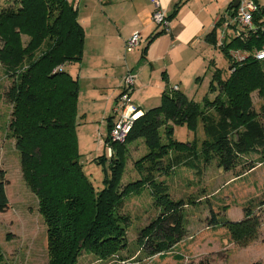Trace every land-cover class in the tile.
<instances>
[{
    "label": "trees",
    "instance_id": "trees-1",
    "mask_svg": "<svg viewBox=\"0 0 264 264\" xmlns=\"http://www.w3.org/2000/svg\"><path fill=\"white\" fill-rule=\"evenodd\" d=\"M10 1L11 6L0 10V64L12 79L6 93L12 105L9 129L20 153L25 182L36 195L47 226V264H78L83 253L102 261L118 257L128 246L127 230L132 222L122 213L124 202L148 185L159 215L141 230L138 242L150 255L166 256L185 236V208L192 203L172 199L166 186L156 182L157 174H169L173 164L179 166L187 157L184 165L189 168L199 167L194 163L197 160L204 165L216 163L225 172L238 171L241 176L264 165V124L252 97L258 92L264 98V60L253 55L263 49L264 35L257 33L219 47L229 62V74L211 62V68H216L202 104L174 89L162 93L160 106L146 111L132 100L142 115L124 143L112 140L117 114L109 117L104 143L112 156L104 153L92 161L104 173L98 190L80 152V82L64 69L81 63L84 57L85 30L75 4L70 0ZM263 17L264 8L255 19ZM221 24L222 19L207 36L215 48ZM232 50L245 51L249 57L233 63ZM135 88L136 84L131 99ZM126 92L124 82L117 104ZM200 126L205 139L199 152L196 139L182 142L176 137L179 127L196 134ZM139 141L148 150L135 164L142 179L123 188L129 147ZM6 188L1 179L0 213L10 208ZM218 216L212 213L211 226L219 224ZM222 227L234 243L245 247L260 238L263 222L248 207L242 220L226 219Z\"/></svg>",
    "mask_w": 264,
    "mask_h": 264
},
{
    "label": "rangeland",
    "instance_id": "rangeland-1",
    "mask_svg": "<svg viewBox=\"0 0 264 264\" xmlns=\"http://www.w3.org/2000/svg\"><path fill=\"white\" fill-rule=\"evenodd\" d=\"M11 5L10 0H0V10ZM126 55L121 63V68L125 70L129 66H136L135 54ZM215 60L218 68L228 72V60L220 50L215 53ZM195 65V62L191 63L190 68L194 69ZM99 67L98 62L93 66L88 57L81 65L79 63L64 67L66 72L80 82L77 129L79 146L85 170L98 190L101 189L104 173L102 167L92 161L104 153L108 157L112 156V151L106 148L104 140L108 135V118L119 105L115 98L120 91V88L114 86V78L101 74ZM215 68L212 66L208 69L197 86L188 83L182 92L202 104L208 94ZM129 73L133 74L121 70L117 76L118 83H124ZM147 73L150 74V71L147 70ZM159 78L160 74H157L156 81ZM152 79L154 81L155 76ZM143 80L148 82V79ZM11 84L12 79L5 75V68L0 64V180L4 179L6 182L10 201V208L5 213H0V264H47V226L39 212L38 199L25 182L20 153L9 129L12 105L7 101L6 93ZM166 84L165 91L169 90V83ZM156 86L142 89L137 94L138 99L144 100V111L161 105L162 93L165 91H159ZM214 96L209 94L210 98ZM252 97L254 109L260 114L264 124V98L258 92ZM176 137L182 142H193L196 139L199 152L205 134L202 126L196 134L185 127H179ZM119 142L124 143V140ZM129 149L123 188L130 182L142 179L135 164L148 153L142 141L134 143ZM187 158L179 166L173 164L169 174L156 175V182L166 186L172 199L192 203L185 208V236L169 254L150 255L138 242L141 230L159 215L151 194L152 188L148 185L139 194L127 197L123 205L122 213L129 215L132 221L127 230L128 246L118 257L105 261L91 253H83L78 264H264V165L260 164L241 176L237 175L238 171L225 172L216 163L204 165L197 160L194 163L199 167L189 168L184 165ZM165 164H168V159ZM248 207L259 216L263 227L257 241L241 247L231 240L228 231L222 227V222L226 219L242 220ZM212 213L219 215V224L216 226H211ZM120 259L124 261L120 262Z\"/></svg>",
    "mask_w": 264,
    "mask_h": 264
},
{
    "label": "crops",
    "instance_id": "crops-1",
    "mask_svg": "<svg viewBox=\"0 0 264 264\" xmlns=\"http://www.w3.org/2000/svg\"><path fill=\"white\" fill-rule=\"evenodd\" d=\"M70 1L75 4L79 22L85 30V50L80 65L87 57L93 66L98 62L101 74L114 78V86L120 88L116 98L123 85L118 83V73L121 70L132 72L137 78L133 100L143 109L144 100L137 98L142 89L154 88L156 84L159 91H165L168 82L169 89L183 91L188 83L195 86L201 83L205 73L211 69V62L214 61L218 68L215 53L220 50L218 45L226 28L221 24L217 29V48L210 45L207 36L223 17L232 19L234 11L231 6L237 0ZM254 1L264 8V0ZM159 8L166 11L171 21L170 33H163L153 22V14ZM227 31L229 35L230 30ZM134 34L141 36V44L136 52L130 53L126 50V42ZM231 39L227 38L229 42ZM127 53L130 56L135 54L136 66H129L127 62L129 68L125 70L121 63ZM194 62L196 65L191 69ZM142 73L143 78L148 79L147 83ZM157 74L160 78L156 81Z\"/></svg>",
    "mask_w": 264,
    "mask_h": 264
},
{
    "label": "built area",
    "instance_id": "built-area-1",
    "mask_svg": "<svg viewBox=\"0 0 264 264\" xmlns=\"http://www.w3.org/2000/svg\"><path fill=\"white\" fill-rule=\"evenodd\" d=\"M237 8H234L233 16L231 20L222 18V26L226 28L225 32H222V38L219 43V47L226 45L229 41L227 38L246 40L249 35L262 33L264 35V17L258 21L255 19L256 13L262 8L254 0H239ZM154 24L162 30V32L170 33L171 21L169 20L167 13L163 9H157L153 14ZM229 31V35L226 33ZM141 44V36L134 34L126 42L127 52H134ZM254 57L259 60H264V47L261 50H255L253 52ZM231 57L233 63L243 62L249 57V53L242 50H232ZM128 92H126L120 98L119 105L115 109L117 114V123L111 133L113 141L125 140L128 135L134 121L138 119L142 114L141 111L135 106L131 99V92L136 84V78L133 74L129 75L124 80ZM176 90V89H175ZM111 151V150H110Z\"/></svg>",
    "mask_w": 264,
    "mask_h": 264
},
{
    "label": "water",
    "instance_id": "water-1",
    "mask_svg": "<svg viewBox=\"0 0 264 264\" xmlns=\"http://www.w3.org/2000/svg\"><path fill=\"white\" fill-rule=\"evenodd\" d=\"M239 2H240V1H239V0H237V1L234 3L233 7H234V8H237V6H238Z\"/></svg>",
    "mask_w": 264,
    "mask_h": 264
},
{
    "label": "bare ground",
    "instance_id": "bare-ground-1",
    "mask_svg": "<svg viewBox=\"0 0 264 264\" xmlns=\"http://www.w3.org/2000/svg\"><path fill=\"white\" fill-rule=\"evenodd\" d=\"M140 115H142V114H140Z\"/></svg>",
    "mask_w": 264,
    "mask_h": 264
}]
</instances>
